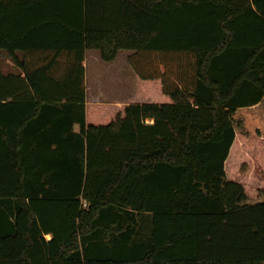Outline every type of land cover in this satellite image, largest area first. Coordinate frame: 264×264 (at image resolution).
<instances>
[{
	"label": "trees",
	"instance_id": "obj_1",
	"mask_svg": "<svg viewBox=\"0 0 264 264\" xmlns=\"http://www.w3.org/2000/svg\"><path fill=\"white\" fill-rule=\"evenodd\" d=\"M0 51V264H264V0H0Z\"/></svg>",
	"mask_w": 264,
	"mask_h": 264
},
{
	"label": "rangeland",
	"instance_id": "obj_2",
	"mask_svg": "<svg viewBox=\"0 0 264 264\" xmlns=\"http://www.w3.org/2000/svg\"><path fill=\"white\" fill-rule=\"evenodd\" d=\"M132 53V51L123 50L113 62H105L97 50L86 52L85 65L90 98L93 95L102 102H110L113 99L123 103L144 101L137 95L139 83L128 63V56ZM0 60L4 72L13 71L11 61L1 51ZM151 101L154 99L152 98Z\"/></svg>",
	"mask_w": 264,
	"mask_h": 264
},
{
	"label": "crops",
	"instance_id": "obj_3",
	"mask_svg": "<svg viewBox=\"0 0 264 264\" xmlns=\"http://www.w3.org/2000/svg\"><path fill=\"white\" fill-rule=\"evenodd\" d=\"M90 51V50H88ZM86 60V59H85ZM11 65L13 68V71H11L12 73H18L19 70L14 66V64L11 62ZM86 66V65H85ZM86 85H87V100L88 102H102L99 98H97L96 96H91L90 98V93H89V87H88V73H87V66H86ZM113 102L116 101V100H112ZM110 101V102H112ZM121 102V101H120ZM125 103V102H124ZM75 130L77 131L78 130V126L75 127Z\"/></svg>",
	"mask_w": 264,
	"mask_h": 264
}]
</instances>
